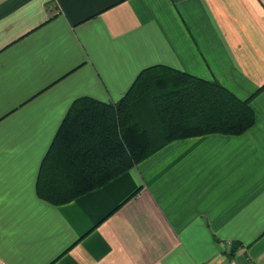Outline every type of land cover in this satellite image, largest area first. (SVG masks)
Instances as JSON below:
<instances>
[{"label":"crops","instance_id":"0c3cea01","mask_svg":"<svg viewBox=\"0 0 264 264\" xmlns=\"http://www.w3.org/2000/svg\"><path fill=\"white\" fill-rule=\"evenodd\" d=\"M155 63L249 97L252 125L39 198L69 103L114 101ZM0 264H264V0H0Z\"/></svg>","mask_w":264,"mask_h":264},{"label":"trees","instance_id":"16d2710c","mask_svg":"<svg viewBox=\"0 0 264 264\" xmlns=\"http://www.w3.org/2000/svg\"><path fill=\"white\" fill-rule=\"evenodd\" d=\"M114 101L75 97L40 161L35 194L67 202L137 164L164 143L252 125L249 97L216 80L155 63L140 69Z\"/></svg>","mask_w":264,"mask_h":264}]
</instances>
